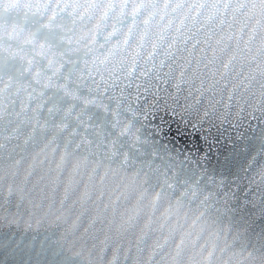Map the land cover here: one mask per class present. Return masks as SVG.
I'll list each match as a JSON object with an SVG mask.
<instances>
[{
    "label": "snow or ice",
    "instance_id": "obj_1",
    "mask_svg": "<svg viewBox=\"0 0 264 264\" xmlns=\"http://www.w3.org/2000/svg\"><path fill=\"white\" fill-rule=\"evenodd\" d=\"M0 264H264V0H0Z\"/></svg>",
    "mask_w": 264,
    "mask_h": 264
},
{
    "label": "water",
    "instance_id": "obj_2",
    "mask_svg": "<svg viewBox=\"0 0 264 264\" xmlns=\"http://www.w3.org/2000/svg\"><path fill=\"white\" fill-rule=\"evenodd\" d=\"M6 16L8 17V19L11 21V20H14L16 18V14H15V10H13L12 13L10 14H6ZM191 146V145H190Z\"/></svg>",
    "mask_w": 264,
    "mask_h": 264
}]
</instances>
